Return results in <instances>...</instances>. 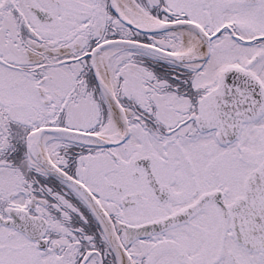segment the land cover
<instances>
[{"label":"snow or ice","instance_id":"1","mask_svg":"<svg viewBox=\"0 0 264 264\" xmlns=\"http://www.w3.org/2000/svg\"><path fill=\"white\" fill-rule=\"evenodd\" d=\"M0 264H264V0H0Z\"/></svg>","mask_w":264,"mask_h":264}]
</instances>
